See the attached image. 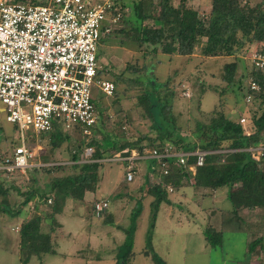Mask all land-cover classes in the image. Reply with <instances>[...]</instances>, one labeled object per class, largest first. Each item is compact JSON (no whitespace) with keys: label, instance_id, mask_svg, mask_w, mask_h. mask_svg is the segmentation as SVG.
<instances>
[{"label":"trees","instance_id":"1","mask_svg":"<svg viewBox=\"0 0 264 264\" xmlns=\"http://www.w3.org/2000/svg\"><path fill=\"white\" fill-rule=\"evenodd\" d=\"M13 1L34 4L37 0ZM110 1L114 2L115 9L121 17L118 24L111 29L110 34L102 37L99 48L123 22L126 27L119 32L125 39L130 40L134 51L144 47V55L154 58L156 64L163 63L158 56H164L170 60L175 56L189 58L194 55L197 48L202 58H232L233 62L223 66L221 77L226 83V90L234 86L243 96L252 97L253 110L250 113V124L247 128L250 133L244 132V126L239 120L235 122L216 110L213 111L208 123H198L195 135L199 137V143H186V140L177 134L179 130L170 114L167 98L171 95L166 94L167 91H165L166 97L160 99V92L166 89V83L155 81L154 63H149L143 70V75L146 77L145 83L140 77L134 79V82L142 87L143 94L138 100L151 122L150 128L155 133V137L145 135L135 142L115 143L109 134L101 129L98 130L100 123L102 127L104 125L98 103L108 98L93 90V105L97 121L91 129V135H83L81 127L77 126L66 129L62 123H55L52 130L45 133L50 137L52 150L69 141L67 135L70 134L69 131L79 133L82 138L78 145L80 152L85 149L92 150L88 161L81 162L78 153L72 155L69 164L45 162L52 165L41 167L42 169H46L48 174L57 171L60 176L54 177L43 192L36 187L22 189L17 183L16 187L13 184H6V178L20 171L0 170V215L17 218L24 214L17 232L21 264H28L32 256L54 254L50 234L54 231L55 216L62 210L66 199L81 202L86 192H96L101 180V161L106 158L115 159L130 155L132 151L142 154L145 147H151L159 153L168 148L172 153L192 154L186 158L183 166L177 164V158H168L166 160L167 174L162 173L157 160L150 159L157 163V169H154V172L159 176V183L152 186L146 179L143 189L145 194L153 198L150 204L151 229L160 205L163 203L171 205L168 195L174 191L173 188L189 187L194 191L225 189L226 200L231 208L222 212L220 230H215L211 225L203 228L204 240L210 248L221 250L222 235L225 232H239L250 236L256 233L261 234L249 244L248 252L252 254L254 247L264 241V156L256 159L249 151L264 143V68L257 69L249 63L250 69L246 75H241L237 81H235V75L238 70L237 60L243 59L252 45L260 44L259 50L264 53V0L258 2L255 0H202L210 7V12L207 14L192 9L188 4L190 0H177L176 5L174 0H160L155 10L157 15H149L145 0L131 1L128 7L123 0ZM127 8L131 15L125 18ZM148 21L149 25L146 24ZM121 46L127 47L124 43H121ZM129 71L132 74L135 73L130 68L127 72ZM107 73L106 69L101 68L97 75L98 78L107 79L115 85V94L116 84L123 81V78L118 77L114 81L109 79L110 72ZM250 84H255L258 89L251 91ZM99 97L105 99H99ZM99 132L102 134L101 139H98ZM196 152L205 153L201 166L196 165L197 156L193 155ZM5 159L0 157V166L5 165ZM191 167H195L194 173L190 171ZM32 182L34 183L35 180ZM169 188L171 192L168 191ZM11 191H14L21 199L16 207L9 201ZM93 202L91 208L95 217V204L107 202L98 199ZM46 204H49L48 212L43 213L41 207ZM107 209L98 216L102 217L105 223L112 218ZM142 210L141 203H137L135 211L131 214L130 224L124 230L126 237L118 251L116 264H131L134 258L133 239L136 221ZM37 211H41L40 213L45 216L36 215ZM49 219L51 222L47 221ZM43 220L47 221L46 226ZM150 235L147 238L148 247L142 254L150 257L153 264H166L150 248Z\"/></svg>","mask_w":264,"mask_h":264},{"label":"rangeland","instance_id":"2","mask_svg":"<svg viewBox=\"0 0 264 264\" xmlns=\"http://www.w3.org/2000/svg\"><path fill=\"white\" fill-rule=\"evenodd\" d=\"M46 1L37 0L34 4L40 5L46 3ZM131 1L137 0H123V3L127 4L128 7ZM159 1L145 0V7L149 15H157L155 10ZM258 1L255 0V2ZM130 15L131 12L127 8L125 18L130 17ZM146 24L149 25V21ZM125 27L126 24L122 22L118 30L110 38L106 39L99 48V66L106 69L108 73L110 72L109 79L115 81L118 77H121L123 81L116 84V92L112 97L108 99L99 97V99L105 100H101L98 103L99 111L102 113L104 121L103 127L101 123L98 125V130L105 131L115 143L118 142L119 144L127 141L135 142L145 135L151 138L155 137V133L150 128L151 122L146 117L138 100L143 94L142 87L134 82V79L140 77L141 81L145 83L144 67L149 63H154L153 78L158 83H166V89L164 88L160 92V99L165 98L166 94L171 95L167 98L170 114L179 130L177 134L183 137L186 143H199V137L195 135L198 123H208L213 111L216 110L235 122L240 120L241 117L244 118L245 123L242 124L244 132L250 133L247 128L250 124V113L253 110V107H251L252 97L247 100V96L245 97L242 93H239L234 86L226 90V83L221 77L223 66L233 62L232 58H202L200 50L197 48L195 56L190 60L183 57L170 60L167 57L158 56V59L163 61V63L156 64L154 58H150L147 54L144 55V47L139 51H134V46L130 40L125 39L119 32L120 29L122 30ZM121 43H124L127 47L121 46ZM259 45L258 43L252 45L243 59L237 60L238 70L235 75V81L241 75H246L250 69L249 63H251L249 55L254 49L259 48ZM129 68L134 70L135 73L127 72ZM93 90L98 92L96 88ZM165 91H167L166 94ZM2 107L3 105L0 103V108ZM232 110L236 112L233 117ZM69 132L70 134H67L69 141L52 150L48 134L35 137L31 129L26 130L25 136H27L29 147L34 154V159L32 160L34 166L24 173L17 172L6 178V184H13L16 187L17 183L22 189L36 187L43 192L50 181L54 177L60 176V173L56 171L48 174L46 169L41 167H49L52 164L40 167L39 163L58 162L62 165L69 164L71 163L72 155L78 153L81 162L88 161L92 150L85 149L80 152L78 145L82 139L81 135L74 131ZM101 137L102 134L99 132L98 139H101ZM0 144L5 149H3V153H0L1 158L10 157L13 147L19 145V132L14 124L6 121V115L1 111ZM153 150L151 147H145L143 151L149 155ZM115 159L106 158V160L101 161L100 175L102 184L100 190L96 193V197L101 198L102 192L110 196L108 211L116 213V224L127 229L130 214L136 209L134 206L136 204L134 203L135 198L141 195L144 196L142 204L144 207L136 224L137 228L132 249L135 253V261L134 263L132 261V263L153 264L140 253L146 245V232L152 222L150 204L153 198L145 194L143 190L145 187L144 183L137 194L131 195V200L134 201L128 199L124 200L122 204L120 203L117 194L127 191L126 187L134 186L136 180L134 179L133 183L127 182L128 185L123 182L122 180L125 179L123 165L117 163ZM155 163L154 160L151 161V164L155 165ZM33 180H35L34 183L32 182ZM148 180L150 186L155 185L159 183V176L156 174L151 180L149 178ZM141 183H143L142 178ZM110 190L111 192L107 193ZM183 190V187L177 188L174 190V195L170 194L169 196L177 198L178 193ZM187 196H190V194ZM192 198L193 200L190 199L189 201H183L185 199L179 200L170 207L162 206L157 212L152 247L167 264H264V241L254 247L252 254L248 252L249 244L261 236L258 233L253 236L244 233H224L221 250L206 248L200 233L201 228H196V226L202 225L204 215L206 214L207 219V212L211 210V212L213 211L211 220L214 221V224L216 223V228H218L219 223L217 224V222L219 220L217 219L216 209L224 208L228 204L226 202L224 204L217 203L216 199L208 197L202 199L197 193ZM20 200L16 193L11 191L10 203L16 207ZM70 201H72L73 205L64 209V211L67 210L66 213L70 214V217L61 219V222L64 228L72 234L68 242L64 240L62 241L63 243H60V249L64 250L62 252L65 253L70 252V250H74V252L82 250L83 260L85 262L90 261L91 264H97L96 259H99V264H112L111 259L115 256L117 258L118 251L125 240V232L122 229H118L117 232L111 230L113 228L112 224H103L97 218H92V220L88 221L81 214L86 216L90 205L73 200ZM42 206L41 211L43 213L48 212L49 204ZM168 208L171 210L167 214L166 209ZM70 209L72 210L69 211ZM126 210H129L127 219L123 214ZM17 223L18 219L16 218L0 215V264H21L18 236L16 234L18 232L16 230ZM173 232L176 233L173 235ZM189 235L190 237L187 238ZM261 245H263V248H261ZM62 258L61 255H57L56 258H52L51 255H43L34 257L28 264H58V259L61 260ZM81 264L85 263L82 262Z\"/></svg>","mask_w":264,"mask_h":264},{"label":"built area","instance_id":"3","mask_svg":"<svg viewBox=\"0 0 264 264\" xmlns=\"http://www.w3.org/2000/svg\"><path fill=\"white\" fill-rule=\"evenodd\" d=\"M120 17L110 0H47L40 5L0 0V103L6 121L19 132V145L13 147L0 170L24 173L34 166L26 130L31 129L37 137L49 133L55 123H62L66 129L77 126L83 135H91L97 121L93 89L106 98L115 91L111 81L98 78L99 45ZM249 56L255 68H264V53L259 48ZM257 89L250 84L251 91ZM239 122L244 124L245 119ZM249 151L256 159L261 158L264 143ZM190 155L166 148L149 155L132 151L115 161L125 163L126 180L130 182L135 161L155 159L162 173L167 174L168 158H177V164L183 166ZM193 155L197 156L196 165L201 166L205 153ZM107 207L105 202L96 203V216Z\"/></svg>","mask_w":264,"mask_h":264},{"label":"crops","instance_id":"4","mask_svg":"<svg viewBox=\"0 0 264 264\" xmlns=\"http://www.w3.org/2000/svg\"><path fill=\"white\" fill-rule=\"evenodd\" d=\"M177 4V0H174V5H176ZM189 6H191L192 7V9H194V10H197V11H199L200 13H203V14H207V13H209L210 12V7L209 6H207L206 4H204L203 2H202V0H190L189 1ZM195 56V53H194V55H192V57H189L187 60H190L191 58H193ZM174 59L176 58V59H180L181 57H178V56H175V57H173ZM211 59V58H210ZM213 59H215V58H213ZM0 111L1 112H3V113H5V110H4V107H2V108H0ZM231 113H232V117L233 116H235V110H232L231 111ZM16 130H17V128H16ZM1 145V144H0ZM28 146H29V144H28ZM4 148H2L1 146H0V153H3V151L5 150H3ZM31 149V148H30ZM151 161L152 160H150V159H145V160H139V161H135L134 162V171H135V174H134V178H133V180H132V183H133V181H134V179L136 180V184L134 185V186H131V187H126L125 189H127V191H125V192H122V193H120V194H117V197H118V200H120V203L122 204L123 203V201L124 200H128V199H130V201H134V200H131V195H133V194H137L139 191H140V186H142L145 182H146V179H150L151 180V178H153L154 176H156V173L154 172V169L156 170L157 169V163H155V165L154 164H151ZM117 163H121L122 165H123V169H124V172H126L125 171V167H126V165H125V163H122V162H117ZM140 163V164H139ZM37 165V164H36ZM139 165H140V167H139ZM38 166V165H37ZM39 166L41 167V166H47V164H41V163H39ZM157 171H159V170H157ZM190 171L191 172H193L194 173V171H195V167H191L190 168ZM141 178L143 179V183H141ZM123 182H126V184L128 185V183H127V181L125 180V179H123L122 180ZM131 183V184H132ZM101 184H102V179L100 180V182H99V184H98V188H97V190H96V192L94 193V192H86L85 193V195H84V199L81 201V203H83V204H88V206L90 205V208H89V210H88V212H87V214H86V216H84V214H81V216L82 217H85L88 221H90V220H92V218H97V219H99L100 220V222H102L103 224H107V223H110V224H112L113 225V228H111V230H115L116 232L118 231V229L119 230H123V232H124V230L126 229V228H122V227H120L119 225H117L116 224V221H117V217H116V213H114V212H110V211H108V209H107V212H109L112 216V218H110V219H108V221L105 223V220L102 218V217H94L93 216V214H92V204L94 203L93 201L95 200V199H98V200H102V201H106L107 203H108V206L110 205V196L108 195V194H104L103 192H102V197L101 198H98V197H96L97 195H96V193L98 192V190H100V186H101ZM113 184V183H112ZM117 187V186H116ZM118 188H120V187H118ZM139 188V189H138ZM173 188V187H172ZM184 188V190L181 192V193H178V197L177 198H174V197H170L169 195L170 194H172V196L174 195V191L172 192V193H170L169 195H168V199H169V201L171 202V205H173L174 203H176V202H178L179 200H183V199H185V200H183V201H186V200H190V199H192L193 200V198H192V196H194L196 193L200 196V197H202V199H204L205 197H208V198H212V199H216L217 200V203H221V204H224V202H226L228 205H226V206H224V208H217L216 210V213L218 214V222H217V224L219 223V226H218V228H216V223L214 224V221H212L211 220V218H212V212H211V210L210 211H208L207 212V214H208V217H207V219H206V214L204 215V217H203V221H202V225H200V226H196V228L198 227V228H201V230H200V233H201V235H202V230H203V228L205 227V226H207V225H211L213 228H215V230H220V225H221V214H222V212H224V211H227V210H230V208H231V206H230V204L227 202V200H226V190L225 189H222V190H216V191H207V190H202V189H197V190H193L192 188H189V187H183ZM113 189V188H112ZM111 189V190H112ZM116 189V188H115ZM169 189H171V188H169ZM169 189H168V191H169ZM111 190L109 191V192H107V193H110L111 192ZM173 190H175V188H173ZM188 194H190V196H187ZM136 200H135V202L134 203H136L134 206H135V208L137 207V203L139 202V203H141V205L143 204V201H144V196L143 195H141V196H138V197H136L135 198ZM146 202V201H145ZM70 205H73V203H72V201H70V199H66V201H65V203H64V206L62 207V210L60 211V213L59 214H57L56 216H55V224L53 225V228H54V231H53V233H51L50 235H51V245H52V248H53V251H54V254H43V255H51L52 256V258L53 257H55L56 258V256L57 255H61L63 258L61 259V260H59L58 259V261H57V263L58 264H81L82 262H84L85 264L87 263V264H91L90 263V261H87V262H85L84 260H83V256H82V250L81 251H79V252H74V250H70V252H62V251H64V250H61L60 249V243H63L62 241H64V240H66L67 242L70 240V238H71V234L72 233H70V231H68V230H66L65 228H64V226L62 225V222H61V219H63V218H69L70 216V214L68 215V213H66L67 212V210H65L64 211V209L66 208V207H68V206H70ZM166 205V206H165ZM171 205H168V204H165V203H163V204H161L160 205V207H159V209L162 207V206H165V207H170ZM78 206V205H77ZM142 207H144V206H142ZM42 208V207H41ZM204 209H210V208H204ZM72 209H70L69 211H71ZM170 210L171 209H166V213L168 214V213H170ZM159 211V210H158ZM41 211H37L36 212V215H39V216H41V217H44L43 215H42V213H40ZM124 212V211H123ZM134 212V211H133ZM124 216H125V218L127 219V217H128V214H129V210H126L124 213ZM132 214V213H131ZM130 214V215H131ZM157 216V215H156ZM71 217H73V216H71ZM131 217V216H130ZM23 218H24V214H22V215H20L19 217H17L16 219H18V223L16 224V230H18L19 229V227H20V224H21V221L23 220ZM139 218V217H138ZM130 219V218H129ZM156 219H157V217H156ZM156 219H155V223H156ZM44 221V226H46L47 224V221H49V222H51V220L49 219V220H43ZM81 221H83L82 219H81ZM127 222V221H126ZM155 223H154V226H153V228L151 229V227L149 226V229H148V231L146 232V238H145V242H146V245H145V247L140 251V253L142 254L143 252H145V250H146V247H148V242H147V238H148V236L150 235L151 236V243H150V248L154 251V249H153V247H152V238H153V236H154V228H155ZM129 224H130V221H129ZM136 224H137V221H136ZM137 228V227H136ZM135 232H136V230H135ZM176 232H173V235L175 234ZM225 233H230V232H225ZM237 233H239V232H237ZM16 234H17V232H16ZM223 235H224V233H223ZM222 235V236H223ZM134 236H135V233H134ZM111 237V236H110ZM190 237V235L189 236H187V238H189ZM202 238H203V240H204V237H203V235H202ZM134 239H135V237H134ZM134 239H133V245H134ZM250 239V238H249ZM66 242V243H67ZM204 242H205V247L207 248H210L207 244H206V241L204 240ZM88 248H89V246H87ZM133 249V248H132ZM61 250V251H60ZM155 252V251H154ZM132 253H133V255H134V258L132 259V261H133V263H134V261H135V253L132 251ZM156 253V252H155ZM157 254V253H156ZM43 255H41V256H43ZM143 255V254H142ZM158 255V254H157ZM40 256V257H41ZM144 256V255H143ZM159 256V255H158ZM35 256H32L31 257V259L30 260H33V258H34ZM146 259H149L150 261H151V259H150V257H146V256H144ZM160 257V256H159ZM161 258V257H160ZM162 259V258H161ZM29 260V261H30ZM97 261H96V263L97 264H99L100 263V261H99V259H96ZM112 260V264H116V261H117V259H116V256L115 257H113V259H111ZM132 261H131V264H133L132 263ZM152 262V261H151ZM165 263L167 264V262L165 261Z\"/></svg>","mask_w":264,"mask_h":264}]
</instances>
